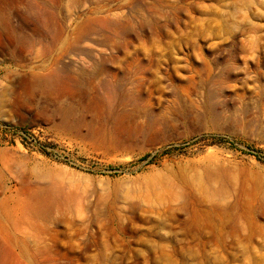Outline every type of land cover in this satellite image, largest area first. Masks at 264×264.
<instances>
[{
  "label": "rangeland",
  "instance_id": "obj_1",
  "mask_svg": "<svg viewBox=\"0 0 264 264\" xmlns=\"http://www.w3.org/2000/svg\"><path fill=\"white\" fill-rule=\"evenodd\" d=\"M0 264H264V0H0Z\"/></svg>",
  "mask_w": 264,
  "mask_h": 264
},
{
  "label": "trees",
  "instance_id": "obj_2",
  "mask_svg": "<svg viewBox=\"0 0 264 264\" xmlns=\"http://www.w3.org/2000/svg\"><path fill=\"white\" fill-rule=\"evenodd\" d=\"M175 147H177V145H169V146H163L162 148H160L158 151L159 152H166V151H169V150H171V149H173V148H175ZM157 151V152H158ZM150 154V152H146V153H144L140 158H145V157H147L148 155ZM122 164H114V163H107V164H105V167L106 168H117V167H120Z\"/></svg>",
  "mask_w": 264,
  "mask_h": 264
}]
</instances>
